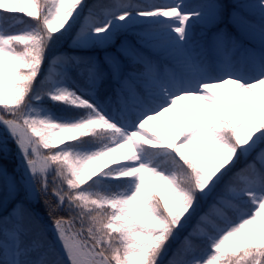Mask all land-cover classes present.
<instances>
[{
    "label": "snow or ice",
    "instance_id": "obj_1",
    "mask_svg": "<svg viewBox=\"0 0 264 264\" xmlns=\"http://www.w3.org/2000/svg\"><path fill=\"white\" fill-rule=\"evenodd\" d=\"M0 264H264V0H0Z\"/></svg>",
    "mask_w": 264,
    "mask_h": 264
},
{
    "label": "trees",
    "instance_id": "obj_2",
    "mask_svg": "<svg viewBox=\"0 0 264 264\" xmlns=\"http://www.w3.org/2000/svg\"><path fill=\"white\" fill-rule=\"evenodd\" d=\"M112 1H113V0H95V2L98 3V4H108V3H111ZM88 2L91 4V3H93V0H88ZM257 15H258V13L253 12V14H252V18H255ZM25 19H27V17H25ZM220 27H222V28H227L230 32H233V33L235 32V29L232 28L231 23H230V21L228 20V18H227V19H224V21L220 24ZM101 55H102V53H101ZM9 145H10V147H11L12 150H13V156L10 157V159H9V161H8V166H9V169L11 170V169L14 167V165H15V155H14V154H15V150H14V144H12L11 141H9ZM34 207L36 208V210H37L42 216H44V208H43V205H42V204L35 205ZM44 217H45V219L47 220V217H46V216H44ZM195 222H196V218L194 217V218H193V221H192V224H190L189 227L186 228L185 230H187V229H193V226H194L193 224H194ZM49 234H50L51 239H54V235H53L51 229H50V231H49ZM191 241H192V243H193L194 245H198L201 249H203V248L205 247V245L201 242V240H200L199 238H194V237H192V238H191ZM182 242H183V239H182V233H181V239H178V240L173 244V247L175 248L176 246L180 245ZM56 247H57V248H60L59 243L56 244ZM61 254H63V253L61 252Z\"/></svg>",
    "mask_w": 264,
    "mask_h": 264
},
{
    "label": "rangeland",
    "instance_id": "obj_3",
    "mask_svg": "<svg viewBox=\"0 0 264 264\" xmlns=\"http://www.w3.org/2000/svg\"><path fill=\"white\" fill-rule=\"evenodd\" d=\"M156 2H164V0H156ZM185 2H186V3H196V2H198V0H185ZM229 2H231V0H229ZM25 6H26V5H25ZM17 14H19V13H17ZM249 14H250V13H249ZM22 15H23V14H22ZM22 15L19 14V16H22ZM257 24H259V19H258ZM128 38H129V37H128ZM129 39H131V38H129ZM227 87H231V86H226V89H220L219 91H220L222 94H224V93L226 92V90H227ZM187 103H188L187 101H181V102L178 103V107H179L181 110H183L184 106H185ZM161 120H162V121H167V125H168V127H169L170 129L173 130L172 134L174 135V134H175V131L178 130V126H177V122H176V120L173 119L172 114H166V116L163 117V118H161ZM152 127H153V130L156 131V132H158L162 137L167 138V133H166L165 129L163 128V126L161 125V121H154V122H152ZM62 135H63V134H62ZM109 160H110V157H105V158H103L102 160L95 162V163L92 165V167H96L97 164H102V163H104V162H106V161H109ZM151 186H152V188H153L154 191H160V189L157 188V187L155 186L154 183H153ZM44 218H45V217H44ZM45 220H46V219H45ZM46 221H47V220H46ZM48 223H49L48 236H49V238L51 239L50 234H49V231H50V229H51V226H50V222H48ZM184 231H185V230H184Z\"/></svg>",
    "mask_w": 264,
    "mask_h": 264
}]
</instances>
